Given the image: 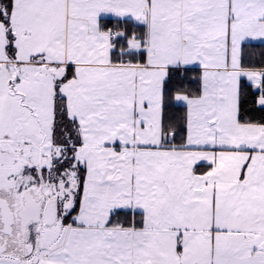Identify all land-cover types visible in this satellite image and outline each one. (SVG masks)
Masks as SVG:
<instances>
[{"label": "snow or ice", "instance_id": "1", "mask_svg": "<svg viewBox=\"0 0 264 264\" xmlns=\"http://www.w3.org/2000/svg\"><path fill=\"white\" fill-rule=\"evenodd\" d=\"M0 264H264V0H0Z\"/></svg>", "mask_w": 264, "mask_h": 264}]
</instances>
